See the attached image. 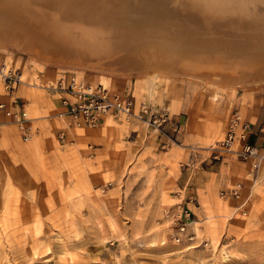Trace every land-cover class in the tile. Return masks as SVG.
<instances>
[{"label": "rangeland", "instance_id": "374dc122", "mask_svg": "<svg viewBox=\"0 0 264 264\" xmlns=\"http://www.w3.org/2000/svg\"><path fill=\"white\" fill-rule=\"evenodd\" d=\"M13 43L0 44V63L23 72L29 94L51 101L58 93L42 86L76 75L162 107L182 130L167 126L168 141L134 119L109 116L91 127L73 123L60 108L51 120L34 122L42 114L27 107L37 133L25 142L7 118L0 130L11 124L14 130L9 137L0 131V264H264V163L256 178L251 162L231 167L242 160L227 153L216 159L210 150L233 112L243 114L263 98L264 82L254 81L264 60L246 70L248 77L232 80L206 69L139 66L127 52L102 67L54 62ZM34 75L44 81L32 84ZM227 184H241L239 195L227 192ZM182 209L191 213L193 241L173 239Z\"/></svg>", "mask_w": 264, "mask_h": 264}, {"label": "bare ground", "instance_id": "6f19581e", "mask_svg": "<svg viewBox=\"0 0 264 264\" xmlns=\"http://www.w3.org/2000/svg\"><path fill=\"white\" fill-rule=\"evenodd\" d=\"M260 40L264 0H0L2 46L85 66L116 65L127 52L147 68L206 69L237 80L264 60ZM254 82H264V71Z\"/></svg>", "mask_w": 264, "mask_h": 264}, {"label": "built area", "instance_id": "2783aa9c", "mask_svg": "<svg viewBox=\"0 0 264 264\" xmlns=\"http://www.w3.org/2000/svg\"><path fill=\"white\" fill-rule=\"evenodd\" d=\"M34 82L32 80L31 83ZM26 83L20 69L0 63V87L8 96L21 84ZM43 87L58 94H65L61 95L62 104L65 107L62 115L69 116L75 124L83 123L92 127L102 123L108 116L117 119H134L144 123L150 133L161 138L165 136L168 141H172V136L168 135L167 126H171L176 132L182 130L181 124L174 121L169 112L162 107L155 109L146 101L138 103L134 96L113 93L101 84L94 86L92 83H84L76 75L59 78L56 85L44 84ZM16 103L15 100L10 103L0 102V127L5 123L2 119L3 115L17 125L23 141L27 142L34 138L37 130L33 127L26 110L23 107L15 108ZM228 124L223 139L215 141L210 146L213 157L221 159L223 154L227 153L238 160L251 162L252 172L258 178L264 163V146L254 145L250 142L248 135L250 124L244 120L239 110L233 112ZM59 138L65 142V133H61ZM240 186L241 184L232 187L228 185L227 192L238 196ZM191 222V213L188 209H182L176 213L172 222L176 226V233L173 237L176 242L193 241L195 234L189 232Z\"/></svg>", "mask_w": 264, "mask_h": 264}, {"label": "crops", "instance_id": "0c3cea01", "mask_svg": "<svg viewBox=\"0 0 264 264\" xmlns=\"http://www.w3.org/2000/svg\"><path fill=\"white\" fill-rule=\"evenodd\" d=\"M36 83L38 82H43V77H39V75H34L32 77ZM30 84V82L28 83ZM27 84H21L12 94L11 97L7 95L6 92H4L6 95H0V102L1 101H6L10 102V99L12 96H15V101H17L15 108L18 109L20 107H23L25 110L27 107H30L32 111L36 112L39 111V113L42 114V120H36L34 122H43V121H49L51 118L48 116L49 114L53 113L56 109L58 110L59 108L61 111L65 110V107L62 104V99L61 95L65 94H53L51 96H54L55 99L48 100L47 98H44L43 95L37 94L34 96L33 94H29L27 91V88L24 87ZM43 87V86H42ZM40 85L37 87L33 88H42ZM4 91V90H3ZM26 93L30 95V97H26ZM59 97H57V96ZM245 109L243 110V118L250 124V130H249V140L252 144H257L259 146H264V96L261 98V94L258 95V97L255 99L254 104H251L250 106L244 107ZM3 120L6 122L7 118L2 115ZM109 118V117H108ZM11 125H5L3 128L7 129V134H9L6 137L11 136V133L13 132V128ZM2 128V129H3ZM1 129V132L3 133V137L5 134V130ZM19 130V129H18ZM20 131V130H19ZM92 133H94L92 131ZM20 137H21V132H20ZM2 139V137L0 138ZM22 139V137H21ZM23 140V139H22ZM234 158V157H233ZM234 160H237L234 158ZM243 163V164H242ZM248 163L246 161H241V164L238 165L237 163L233 162L229 164L231 167H237V168H244L246 169L248 167ZM223 164V162H222ZM217 170L221 167V162H217L216 166Z\"/></svg>", "mask_w": 264, "mask_h": 264}]
</instances>
